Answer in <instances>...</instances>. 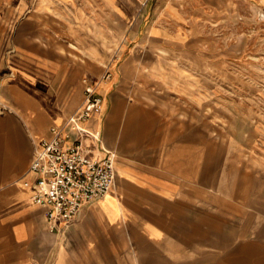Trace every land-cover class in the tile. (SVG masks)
Segmentation results:
<instances>
[{
  "label": "crops",
  "instance_id": "0c3cea01",
  "mask_svg": "<svg viewBox=\"0 0 264 264\" xmlns=\"http://www.w3.org/2000/svg\"><path fill=\"white\" fill-rule=\"evenodd\" d=\"M139 1L105 0L121 19ZM147 1L153 43L111 45L97 84L102 109L82 123L93 154L115 152V183L56 230L32 199L30 164L97 75L87 58L40 54L38 31L13 28V3L25 0H0V264H264V126L263 153L254 156L205 136L202 104L148 85L171 83L157 56L172 48L156 40L183 34L180 24L172 30L157 20L214 19L238 4L264 11V0ZM145 51L154 59L144 60Z\"/></svg>",
  "mask_w": 264,
  "mask_h": 264
},
{
  "label": "rangeland",
  "instance_id": "374dc122",
  "mask_svg": "<svg viewBox=\"0 0 264 264\" xmlns=\"http://www.w3.org/2000/svg\"><path fill=\"white\" fill-rule=\"evenodd\" d=\"M25 2L13 3V28L38 31L39 53L47 58L54 54L75 61L87 58L97 75L93 81L106 75L103 62L115 44L153 43L147 37L154 22L148 18L152 5L147 0H140L133 16L124 19L119 17L123 12L105 0ZM257 7L250 11L246 4H238L214 19L157 20L168 29L180 24L183 34L168 30L167 36L156 40L172 48L157 56L161 74H167L171 83L148 84L161 88L159 93L184 95L181 98L188 103L202 104L205 136L231 140L254 156L263 153L259 150L264 126V11ZM137 28L140 33L130 36ZM148 54L143 52L144 60L154 59Z\"/></svg>",
  "mask_w": 264,
  "mask_h": 264
},
{
  "label": "built area",
  "instance_id": "2783aa9c",
  "mask_svg": "<svg viewBox=\"0 0 264 264\" xmlns=\"http://www.w3.org/2000/svg\"><path fill=\"white\" fill-rule=\"evenodd\" d=\"M97 80L90 81L82 103L59 124L50 127V135L35 147L30 170L36 173L33 201L45 207L52 229L68 223L82 207L104 197L116 180V154H93L82 137L88 133L83 121L103 106ZM93 136L100 141V132Z\"/></svg>",
  "mask_w": 264,
  "mask_h": 264
}]
</instances>
